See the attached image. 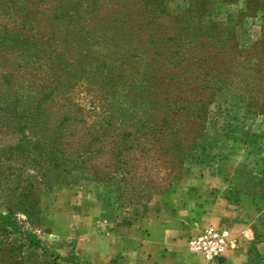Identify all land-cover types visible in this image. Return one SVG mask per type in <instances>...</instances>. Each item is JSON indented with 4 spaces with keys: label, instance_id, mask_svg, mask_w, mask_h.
I'll return each mask as SVG.
<instances>
[{
    "label": "rangeland",
    "instance_id": "obj_1",
    "mask_svg": "<svg viewBox=\"0 0 264 264\" xmlns=\"http://www.w3.org/2000/svg\"><path fill=\"white\" fill-rule=\"evenodd\" d=\"M98 192L264 226V0H0V264H88Z\"/></svg>",
    "mask_w": 264,
    "mask_h": 264
},
{
    "label": "crops",
    "instance_id": "obj_2",
    "mask_svg": "<svg viewBox=\"0 0 264 264\" xmlns=\"http://www.w3.org/2000/svg\"><path fill=\"white\" fill-rule=\"evenodd\" d=\"M100 191L99 189H96ZM76 194L77 187L67 189ZM101 192V191H100ZM100 192L78 199L71 209L87 216L70 240L88 264H264V226L251 220H228L233 211L225 207L201 208L183 204L168 194L154 193L137 202L105 201ZM114 201V200H113ZM228 223L236 244L221 260L206 263L187 251V241L200 229Z\"/></svg>",
    "mask_w": 264,
    "mask_h": 264
},
{
    "label": "built area",
    "instance_id": "obj_3",
    "mask_svg": "<svg viewBox=\"0 0 264 264\" xmlns=\"http://www.w3.org/2000/svg\"><path fill=\"white\" fill-rule=\"evenodd\" d=\"M236 244L230 230L224 226H208L187 241V251L206 263L221 260L225 251Z\"/></svg>",
    "mask_w": 264,
    "mask_h": 264
},
{
    "label": "trees",
    "instance_id": "obj_4",
    "mask_svg": "<svg viewBox=\"0 0 264 264\" xmlns=\"http://www.w3.org/2000/svg\"><path fill=\"white\" fill-rule=\"evenodd\" d=\"M54 163H55V161H54ZM54 166H56L55 164H54ZM47 169V168H46Z\"/></svg>",
    "mask_w": 264,
    "mask_h": 264
}]
</instances>
